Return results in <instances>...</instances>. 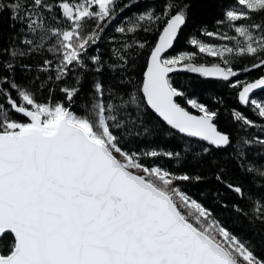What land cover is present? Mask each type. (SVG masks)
Listing matches in <instances>:
<instances>
[{
	"label": "trees",
	"instance_id": "16d2710c",
	"mask_svg": "<svg viewBox=\"0 0 264 264\" xmlns=\"http://www.w3.org/2000/svg\"><path fill=\"white\" fill-rule=\"evenodd\" d=\"M89 1L0 0V133L11 123L30 124L34 107L70 110L94 129L102 123L108 140L132 162L170 179L167 191L186 220L204 229L183 200L264 264V115L239 100L245 86L264 77V0L233 23L228 15L241 9L240 0H113L106 16L94 4L79 18ZM176 14L186 26L170 58L184 57L183 71L170 83L180 105L200 112L197 104L214 119L230 139L228 148L178 135L142 95L150 55ZM200 43L229 54L210 56ZM214 68L229 73L205 72ZM256 99L264 101V92ZM15 245L5 234L1 254Z\"/></svg>",
	"mask_w": 264,
	"mask_h": 264
},
{
	"label": "water",
	"instance_id": "95a60500",
	"mask_svg": "<svg viewBox=\"0 0 264 264\" xmlns=\"http://www.w3.org/2000/svg\"><path fill=\"white\" fill-rule=\"evenodd\" d=\"M186 19L162 30L144 74L148 108L178 135L215 149L230 146L214 119L178 103L170 78L183 71L164 60ZM264 92V77L245 86L243 106ZM53 133L32 127L0 133V241L16 245L0 264H238L185 219L172 198L127 169L102 143L69 121Z\"/></svg>",
	"mask_w": 264,
	"mask_h": 264
},
{
	"label": "rangeland",
	"instance_id": "374dc122",
	"mask_svg": "<svg viewBox=\"0 0 264 264\" xmlns=\"http://www.w3.org/2000/svg\"><path fill=\"white\" fill-rule=\"evenodd\" d=\"M113 0H90L89 5L87 8H83L79 10L78 17H83L85 16L89 8L97 4L101 8V14L103 16H106L108 14L109 6ZM240 7L241 9L233 10L230 11L229 13V20L231 23L240 20L242 18H246L247 14L246 11L249 9H254L255 7H258L262 4L260 0H240ZM74 9V8H73ZM69 10V8H68ZM69 14L73 15V10L72 12L69 10ZM232 28L236 30V32L240 35L243 36V39L249 41V36H246L244 34V31L242 28H236L233 24L231 25ZM199 49L201 52L206 53L210 56H221L222 59L225 58V56H228L229 51L227 49L223 50L224 48L222 47H217L216 45H210V44H199ZM247 49L249 52L253 53L255 52V49L250 45L247 46ZM239 52V50H237ZM242 51V49H240ZM77 53H73V56L76 57ZM184 57H179L178 60H175L173 58H170L168 56L165 60L164 63L170 66H177L181 65L180 63L183 60ZM205 72H209L210 74H215V75H223L224 73H229L227 69H209L205 70ZM251 103L255 104L261 111V113L264 115V101H259L256 99H252L250 101ZM193 106L198 109L202 114L209 115L207 114L203 108L197 104H193ZM35 118L33 117L32 122L27 125H20V124H15L11 123L8 125V132L6 133H15V134H20L22 132L27 131L28 129L32 127H40L42 131H44L47 134H51L54 132L56 129L58 120L64 115L66 111L62 110L61 108H49V107H34L32 110ZM210 116V115H209ZM69 121L77 126L82 127L83 129L86 130V132L93 138L94 140L104 144L110 152L118 158V160L130 171L133 173L145 178L152 184H154L158 189L164 191L165 193H168L167 190H171V181L170 179L165 176L164 174L158 172V171H150L147 172L143 168L139 167L136 165V163L132 162L124 153L119 151L107 138L106 136V130L105 127L103 126L102 123H99V126L97 129H94L88 122L82 119H78L75 116L69 115ZM155 179L154 182L151 180ZM151 179V180H149ZM159 186V187H158ZM167 191V192H166ZM170 196V195H169ZM171 197V196H170ZM183 204H186L187 208H190L191 210H194V217L196 220L199 222L201 226L204 227L203 231L205 234H207L209 237H211L214 241H216L218 244H220L222 247L226 249V251L234 258H237L238 260H244L245 262H248L250 264H259L258 262L254 261L252 258L248 256L247 253H245L241 247L235 243L232 239L231 236L227 235L222 229H220L217 226H214L213 224L209 223V220L205 218V215L203 212H201L199 209H195L194 205H188L185 200H183ZM199 229V228H198Z\"/></svg>",
	"mask_w": 264,
	"mask_h": 264
},
{
	"label": "built area",
	"instance_id": "2783aa9c",
	"mask_svg": "<svg viewBox=\"0 0 264 264\" xmlns=\"http://www.w3.org/2000/svg\"><path fill=\"white\" fill-rule=\"evenodd\" d=\"M75 12H77V11L75 10Z\"/></svg>",
	"mask_w": 264,
	"mask_h": 264
}]
</instances>
